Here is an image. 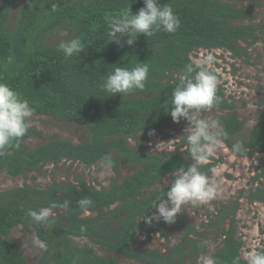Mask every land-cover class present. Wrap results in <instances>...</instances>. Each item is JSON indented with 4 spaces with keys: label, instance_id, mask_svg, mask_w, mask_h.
I'll return each mask as SVG.
<instances>
[{
    "label": "trees",
    "instance_id": "16d2710c",
    "mask_svg": "<svg viewBox=\"0 0 264 264\" xmlns=\"http://www.w3.org/2000/svg\"><path fill=\"white\" fill-rule=\"evenodd\" d=\"M249 1L254 0H160L161 5L172 6L180 27L174 33L160 31L148 37L141 34L128 46L124 43L126 35L121 37V44L112 41L111 20L130 10L137 12L143 0H26L12 26L10 0H1L0 82L27 99L34 108L33 115L72 123L86 132L88 140L74 144L52 137L29 147L28 139H43L40 131L29 127L23 138L0 155V175L17 178L41 174L45 166L55 167L62 160L97 169L106 166L116 175L120 166L132 173L120 183L111 181L107 188L99 190L83 181H77V185L52 181L46 188L24 184L1 191L0 264H28L20 244L10 238L14 228L27 225L47 245L38 264H120L113 258L101 257L99 248L139 264H193L204 255L208 242L184 213L171 224L163 219L145 222L156 213L157 198H164L174 169L192 163L188 153L178 151L186 139L170 153H151L143 143L151 139L148 133L171 127V93L178 77L185 74V66L192 62L191 52L223 49L242 58L247 52L241 44L260 40L263 31L254 24L253 12L237 4ZM254 5L258 7L260 3ZM61 29L72 31L71 39H80L82 52L67 57L59 44L46 43L48 36ZM138 62L149 65L144 90L110 96L101 89L114 67L131 68ZM262 95L264 98V88ZM217 97L212 109L221 113L216 121L227 134L223 137L226 147L242 145L244 151L239 158L264 154V119L242 139L244 121L219 86ZM133 135L137 136L131 147L127 140ZM216 165L217 160L212 158L201 171L211 176L210 169ZM258 179H264V162L255 180ZM254 192L251 198L264 203V190ZM82 198L91 200L86 209L78 203ZM53 205L55 215L46 222L26 216L27 209ZM85 211L92 216L83 217ZM237 211L236 203L222 204L208 214L207 233L223 237L210 255L215 264H233L237 257L239 264H246L241 256L242 242L236 238ZM167 231L177 236L174 243L164 247V253L137 246L139 236L158 233L168 238ZM80 238L91 245L78 243Z\"/></svg>",
    "mask_w": 264,
    "mask_h": 264
},
{
    "label": "rangeland",
    "instance_id": "374dc122",
    "mask_svg": "<svg viewBox=\"0 0 264 264\" xmlns=\"http://www.w3.org/2000/svg\"><path fill=\"white\" fill-rule=\"evenodd\" d=\"M230 1V0H223ZM1 2V0H0ZM254 2H259L260 6L256 7ZM26 0H10L11 14L9 26H12L16 20L18 10L25 5ZM239 7L253 12L255 17L254 24L259 26L263 31L260 40L251 45L241 47L247 52V56L237 58L230 52L223 49L206 50L199 49L189 54V59H199L211 53L215 60V67L219 69V84L226 99L232 103L234 112L240 120L244 121V126L240 138L244 139L252 127L260 120L264 119V0H254L249 2L237 3ZM70 30H59L48 36L45 41L48 45L55 46L62 42H67L73 37ZM251 105V107H250ZM221 113L211 109L199 114V118L217 120ZM187 125L185 119L179 123H172L171 127L162 130L160 133H148L149 141L143 145L151 153H161L155 149V144L160 141H168L184 135V128ZM30 127H35L43 135V139L30 138L26 141L29 147H36L48 141L52 137L62 140H68L74 144H80L88 140L87 134L78 126L61 122L48 116H35L31 118ZM133 135L128 138L129 146H134L136 140ZM141 136V135H140ZM178 144L175 145V147ZM177 151V149L173 150ZM171 151V152H173ZM180 151V150H178ZM217 160V165L224 164L226 169L221 177L214 178L219 185V195L211 200L208 204L197 206H182L183 213L194 224L202 239L208 242L206 252L193 264H204V258L210 257L213 250L221 245L223 237L215 235L210 236L206 228L208 225V214L215 212L222 204H237L238 211L235 214L236 238L242 242L241 256L247 251L251 244L258 238L260 243H264V203L253 200L251 195L255 189L264 190V179L255 180L260 174L261 163L264 162V154H256L254 157H243L235 160H229L228 154L224 151H218L213 158ZM216 165V166H217ZM215 166V167H216ZM54 173V175L52 174ZM132 173V170L124 167L119 168V174H114L109 168L103 166L97 169L94 166H83L77 163H71L68 160H62L58 165L53 167L47 165L42 169V173H31L25 176L12 178L6 174L0 175V192L12 188L21 187L24 184L46 188L52 181H68L76 184L77 181H83L86 185L101 188L108 187L111 181L120 183L121 179ZM168 180L163 181L165 184ZM157 211V210H156ZM92 214L83 215L89 217ZM218 232V231H217ZM168 238L161 237L158 233L150 234L148 237L139 236L137 246L149 250H159L164 252V247L174 243L177 236L172 231H167ZM33 237H36L35 231L31 225L19 226L14 228L10 233V238L20 244L22 255L26 258L28 264H38L43 255L44 249L39 248L33 243ZM80 244L91 245L87 239H77ZM101 257H110L120 264H139L134 260L124 258L114 253L106 254L102 249H98ZM244 260V259H243ZM191 264V263H188Z\"/></svg>",
    "mask_w": 264,
    "mask_h": 264
},
{
    "label": "clouds",
    "instance_id": "9594fccd",
    "mask_svg": "<svg viewBox=\"0 0 264 264\" xmlns=\"http://www.w3.org/2000/svg\"><path fill=\"white\" fill-rule=\"evenodd\" d=\"M55 7L53 5V9ZM179 27L180 19L169 3L161 5L160 0H143V7L137 12L130 10L120 17L112 18L110 35L113 37L112 41L117 44H121V37L126 35L124 43L132 46L141 34L148 37L160 31L174 33ZM58 48L67 57L83 51L79 38L62 42ZM7 60L11 63L12 57L9 56ZM215 64L216 60L211 53L192 60L185 66V74L178 77V83L172 90L169 112L171 119L174 123H179L183 118L187 125L182 137L160 141L155 144V149L170 153L176 149V144L186 139V143L179 149L188 153L192 163L187 167L174 169L171 184L164 190V198H157V211L146 219V223L163 219L171 224L175 222L177 214L182 212V206L208 204L219 195V185L214 178L223 175L226 165L220 164L210 169L211 176L201 171V168L207 165L218 151L226 152L229 160L237 159L238 154L244 151L240 144L233 145L231 149L226 147L223 137L227 134L218 121L199 118L201 112L210 111L218 100L220 71ZM148 74L149 65L145 62H138L131 68L116 66L107 73L100 87L110 96L129 93L134 89L144 90ZM33 113L34 108L27 99L7 83L0 82V155H3L14 141L26 135ZM78 203L81 208L86 209L91 200L82 198ZM54 207L55 205L38 210L30 208L26 210V216L36 222H46L55 215ZM88 214L85 211V215ZM33 243L41 249L47 246L38 237H33ZM243 259L246 264H264V245L260 243V238L243 253ZM204 264H215V261L211 257H205ZM233 264H239V257Z\"/></svg>",
    "mask_w": 264,
    "mask_h": 264
},
{
    "label": "flooded vegetation",
    "instance_id": "af4514ba",
    "mask_svg": "<svg viewBox=\"0 0 264 264\" xmlns=\"http://www.w3.org/2000/svg\"><path fill=\"white\" fill-rule=\"evenodd\" d=\"M91 166H93V165H91ZM95 167V166H94ZM103 167V166H102ZM121 167V166H120ZM119 167V168H120ZM108 168V167H107ZM110 169V168H109ZM111 170V169H110ZM119 170V169H118ZM131 170V169H130ZM112 171V170H111ZM122 180V179H121ZM57 182H59V181H57ZM114 182V181H113ZM110 184V183H109ZM88 186V185H87ZM91 187V186H90ZM94 188V187H93ZM101 188H107V187H101ZM95 189H97V188H95ZM100 188H98L97 190H99ZM146 249V248H145ZM149 250V249H148ZM162 253V252H161ZM164 253V252H163Z\"/></svg>",
    "mask_w": 264,
    "mask_h": 264
}]
</instances>
